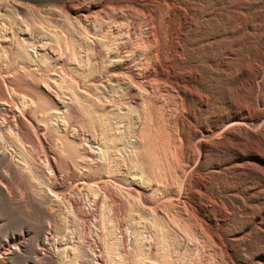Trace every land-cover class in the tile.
<instances>
[{"label":"rangeland","instance_id":"obj_1","mask_svg":"<svg viewBox=\"0 0 264 264\" xmlns=\"http://www.w3.org/2000/svg\"><path fill=\"white\" fill-rule=\"evenodd\" d=\"M0 264H264V0H0Z\"/></svg>","mask_w":264,"mask_h":264},{"label":"water","instance_id":"obj_2","mask_svg":"<svg viewBox=\"0 0 264 264\" xmlns=\"http://www.w3.org/2000/svg\"><path fill=\"white\" fill-rule=\"evenodd\" d=\"M18 1L33 4V5H43V4L60 3L66 0H18Z\"/></svg>","mask_w":264,"mask_h":264},{"label":"bare ground","instance_id":"obj_3","mask_svg":"<svg viewBox=\"0 0 264 264\" xmlns=\"http://www.w3.org/2000/svg\"><path fill=\"white\" fill-rule=\"evenodd\" d=\"M259 77H260V76H259V75H257V77H256V78L258 79ZM237 122H239V121H237ZM233 123H235V122H234V121H231V122H230V124L228 123V125H231V124H233ZM236 124H237V123H236ZM239 125H240V124H239ZM244 125H245V124H244Z\"/></svg>","mask_w":264,"mask_h":264}]
</instances>
